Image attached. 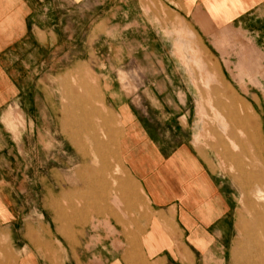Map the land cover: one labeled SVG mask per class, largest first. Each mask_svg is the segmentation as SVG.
Instances as JSON below:
<instances>
[{"label": "rangeland", "instance_id": "374dc122", "mask_svg": "<svg viewBox=\"0 0 264 264\" xmlns=\"http://www.w3.org/2000/svg\"><path fill=\"white\" fill-rule=\"evenodd\" d=\"M140 2L145 7L139 8L137 0L80 5L78 41L72 50L76 55L65 56L63 72L48 81L49 118L38 121L37 133L33 130L31 151L13 153L16 160L8 162L14 167L1 169L0 207L13 214L0 220V264H19V258L20 264L25 258L32 264L112 260L115 249L106 240L114 228L102 224L115 218L98 213L109 206L113 193L119 196L117 184L124 177L116 167L118 120L103 101L104 67L115 88L121 86L135 100L153 92L167 104L169 115L188 113L185 133L173 120L171 125L229 183L238 202L225 264L253 257L250 238L264 243L262 51L250 36L231 28L219 40L199 39L175 20L178 14L164 0ZM153 16L171 23H148ZM104 19L112 24L104 25ZM92 20L97 25L88 35ZM76 60L86 70L74 71ZM152 84L154 91L146 90ZM8 122L18 141L23 121L14 115ZM123 230L130 262L136 256V228Z\"/></svg>", "mask_w": 264, "mask_h": 264}, {"label": "crops", "instance_id": "0c3cea01", "mask_svg": "<svg viewBox=\"0 0 264 264\" xmlns=\"http://www.w3.org/2000/svg\"><path fill=\"white\" fill-rule=\"evenodd\" d=\"M89 1L0 0V186L1 169L13 166L8 162L16 160L13 153L31 151L33 130L37 133L38 121L45 123L49 118V78L63 72L60 66L65 56L76 55L72 50L78 41L75 30L80 25V5ZM164 1L178 14L175 20L188 26L197 38L219 40L225 29H235L250 36L264 56V0ZM143 7L144 3L139 4ZM158 19L153 16L148 23H171ZM87 23L89 35L97 22ZM78 62L73 70H86ZM102 72L103 101L118 120L116 167L128 181L119 180V196L113 193L109 206L98 213L115 218L102 224L114 228L106 241L114 246L115 254L107 264H210L212 259L214 264H225L236 230L238 202L229 183L171 125L173 120L185 133L188 113L169 115L167 104L153 92L135 100L121 86L115 88L106 75L110 70L104 67ZM150 89L154 91L153 84L146 90ZM14 115L23 121L18 141L5 123ZM12 214L0 207V220ZM123 228H136V256L130 262L124 254L128 240ZM21 264L32 262L25 258Z\"/></svg>", "mask_w": 264, "mask_h": 264}, {"label": "bare ground", "instance_id": "6f19581e", "mask_svg": "<svg viewBox=\"0 0 264 264\" xmlns=\"http://www.w3.org/2000/svg\"><path fill=\"white\" fill-rule=\"evenodd\" d=\"M199 62V61H198ZM254 175V174H253ZM253 181V180H252ZM264 194V193H263ZM260 195V194H259ZM264 206V205H263ZM251 209V208H250ZM256 209V208H255ZM260 212V211H259ZM257 213V212H256ZM258 215V214H257ZM260 215V214H259ZM258 215V216H259ZM264 216V215H263ZM255 218V217H254ZM258 219V218H257ZM256 219V220H257ZM258 221V220H257ZM257 223V222H256ZM258 225V224H257ZM255 224V226H257ZM263 227V226H262ZM259 229V228H258ZM263 229V228H262ZM262 233V232H261ZM264 238V237H262ZM258 240V239H256ZM254 238H250V252L251 255L253 254V257H250V255L246 258H243V260H241V264H264V243L261 245L260 243H258V241H256ZM249 241V240H248ZM264 242V241H263ZM241 243V242H240ZM241 245V244H239ZM237 247V246H236ZM233 251V250H232ZM241 251V250H240ZM239 252V251H238ZM235 253V252H234ZM238 254V253H237ZM234 256V255H233ZM235 258H237L235 256ZM236 261V260H235ZM234 262V261H233ZM236 264V263H235Z\"/></svg>", "mask_w": 264, "mask_h": 264}]
</instances>
